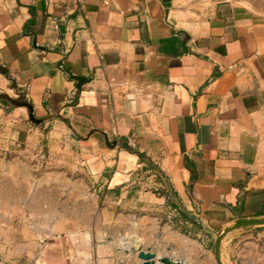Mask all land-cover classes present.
<instances>
[{"label":"crops","instance_id":"crops-1","mask_svg":"<svg viewBox=\"0 0 264 264\" xmlns=\"http://www.w3.org/2000/svg\"><path fill=\"white\" fill-rule=\"evenodd\" d=\"M0 96L79 163L60 182L86 223L42 264H142L139 245L216 264L201 223L221 231L241 198V217L264 216V0H0Z\"/></svg>","mask_w":264,"mask_h":264},{"label":"rangeland","instance_id":"rangeland-1","mask_svg":"<svg viewBox=\"0 0 264 264\" xmlns=\"http://www.w3.org/2000/svg\"><path fill=\"white\" fill-rule=\"evenodd\" d=\"M24 103L22 97L0 96V264H42L44 247L57 233L77 231L86 223L78 216L86 206L76 204L77 196L60 182L66 175L72 181L82 177L69 172V164H79L66 154L71 147L53 137L60 129L32 120ZM97 209L106 207L100 203ZM235 235L239 241L225 263L264 264V228Z\"/></svg>","mask_w":264,"mask_h":264},{"label":"water","instance_id":"water-1","mask_svg":"<svg viewBox=\"0 0 264 264\" xmlns=\"http://www.w3.org/2000/svg\"><path fill=\"white\" fill-rule=\"evenodd\" d=\"M61 67L64 68L67 75L78 82V88L80 89L82 85L86 83V78L76 76L71 72V69L67 67L63 62L60 64ZM22 106H25L30 111V117L32 120H35L33 112V107L24 103ZM243 209V198L240 199V204L235 211L236 219L232 221L230 224L225 226L221 231H215L205 224L201 223L203 228L214 237V253H215V261L216 264H226L223 256L222 250L226 239L233 233H237L239 231L256 229V228H264V216L256 217V218H244L241 217ZM126 254H131L136 256L142 264H184L181 260L173 259L169 256H162L157 258V254L153 252V249L148 247L144 248L142 245L138 247L125 248Z\"/></svg>","mask_w":264,"mask_h":264},{"label":"trees","instance_id":"trees-1","mask_svg":"<svg viewBox=\"0 0 264 264\" xmlns=\"http://www.w3.org/2000/svg\"><path fill=\"white\" fill-rule=\"evenodd\" d=\"M191 167V165H189ZM165 195H167V197H169L171 199V195H170V190L167 189ZM173 206H175V204H173ZM180 214V221L182 223V232L189 234V230L187 228V223L188 224H193V226H195L196 228H201L199 224H197L196 222H194V220L190 219L185 213H181Z\"/></svg>","mask_w":264,"mask_h":264}]
</instances>
